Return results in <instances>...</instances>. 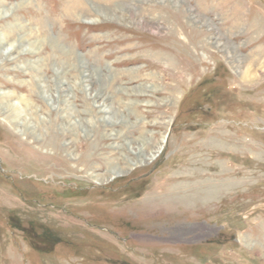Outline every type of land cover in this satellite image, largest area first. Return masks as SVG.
<instances>
[{"label":"rangeland","instance_id":"rangeland-1","mask_svg":"<svg viewBox=\"0 0 264 264\" xmlns=\"http://www.w3.org/2000/svg\"><path fill=\"white\" fill-rule=\"evenodd\" d=\"M0 14V264H264V0Z\"/></svg>","mask_w":264,"mask_h":264},{"label":"trees","instance_id":"trees-1","mask_svg":"<svg viewBox=\"0 0 264 264\" xmlns=\"http://www.w3.org/2000/svg\"><path fill=\"white\" fill-rule=\"evenodd\" d=\"M35 216L36 215H33L32 219H35ZM29 222L33 224V228L37 233L42 232V234H45L44 242H49L52 245V249H50L51 250L50 252L55 251L56 249L59 248V241L66 239L67 233H68L67 237H69L70 235H73L72 233H75V234L76 233H81V234L86 233V232H79L81 231L82 228L78 226L77 227H64L62 225H59L57 220H49L45 222H41V221L36 222V221L31 220ZM61 248L65 249L66 247L62 246Z\"/></svg>","mask_w":264,"mask_h":264},{"label":"bare ground","instance_id":"bare-ground-1","mask_svg":"<svg viewBox=\"0 0 264 264\" xmlns=\"http://www.w3.org/2000/svg\"><path fill=\"white\" fill-rule=\"evenodd\" d=\"M70 11H71V9H70ZM112 11V10H111ZM3 14V13H2ZM2 14H0V19L2 18ZM20 27V26H19ZM22 27V26H21ZM21 27H20V29H21ZM24 28V27H23ZM25 29V28H24ZM27 30V29H26ZM30 34L32 33L31 31L29 32ZM32 35V34H31ZM3 41V38L2 39H0V42L1 43H3L2 42ZM0 43V44H1ZM10 53V51H8V52H1L0 51V58H3L6 54H9ZM248 76V75H247ZM15 87V86H14ZM28 87V86H27ZM18 92V91H17ZM15 93V92H14ZM14 93H12V92H0V98L2 99V103H7V104H3V105H5V107L4 108H6L7 109V111L8 110H10V111H12L13 112V114H15V115H17V116H20L21 115V113L22 112H24V109L22 110V104L24 103L25 104V107L26 106H29L30 105V102H29V99H27V97L24 95V97H21L17 102H9V100H12V99H15V94ZM33 92H30V94H32ZM6 100H8V102H6ZM32 105H34V104H32ZM1 106V105H0ZM9 111V112H10ZM34 112H36V111H34ZM1 114V113H0ZM6 114H7V112H6ZM5 114V115H6ZM33 114V113H32ZM9 115V114H8ZM35 115V114H34ZM33 116V115H32ZM25 117V116H24ZM10 118H12V117H10ZM19 118V117H18ZM16 119V118H15ZM20 119V118H19ZM10 120V119H9ZM18 120V119H17ZM28 120V119H27ZM30 120V119H29ZM16 121V120H15ZM19 121V120H18ZM16 124H19L18 122H14V126L16 125ZM27 128V127H26ZM165 140H163V142H164ZM162 142V143H163ZM160 144V145H158L154 150H152L151 151V153H149V159L148 160H150V159H154V158H156L157 156H159V154H160V152L162 151V149H163V144ZM112 162V161H111ZM110 171H113V173L114 174H118V172L117 171H114V170H110ZM108 173V172H107ZM99 176H101V175H99Z\"/></svg>","mask_w":264,"mask_h":264},{"label":"flooded vegetation","instance_id":"flooded-vegetation-1","mask_svg":"<svg viewBox=\"0 0 264 264\" xmlns=\"http://www.w3.org/2000/svg\"><path fill=\"white\" fill-rule=\"evenodd\" d=\"M110 231H111V233L115 232V230H113V231H112V230H110Z\"/></svg>","mask_w":264,"mask_h":264}]
</instances>
